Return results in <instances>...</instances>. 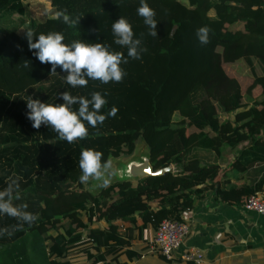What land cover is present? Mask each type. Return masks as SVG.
I'll list each match as a JSON object with an SVG mask.
<instances>
[{
  "label": "trees",
  "instance_id": "16d2710c",
  "mask_svg": "<svg viewBox=\"0 0 264 264\" xmlns=\"http://www.w3.org/2000/svg\"><path fill=\"white\" fill-rule=\"evenodd\" d=\"M27 1L0 0V190L15 179L14 204H27L37 220L0 236V264H128L147 250L148 229L182 219L206 190L243 205L264 190V171L241 184L227 173L264 163V0H145L156 12V37L137 14L140 0H50L51 15L19 32L17 16L28 14ZM61 10L81 17L79 24L53 19ZM120 17L135 36L143 33L147 48L141 59L121 65L127 75L120 83L90 80L73 89L59 67L51 74V65L39 62L25 38L26 30L34 40L61 32L66 44L102 43L127 56L112 33ZM205 25L210 42L202 45L196 32ZM63 91L85 97L99 91L107 100L101 112L116 107V116L98 129L85 122L89 136L73 144L47 126L34 129L26 100L59 104ZM241 109L243 116H229ZM140 137L153 170H169L113 180L96 193L80 184L83 149L102 152L103 160L131 155ZM16 223L0 215V229Z\"/></svg>",
  "mask_w": 264,
  "mask_h": 264
},
{
  "label": "clouds",
  "instance_id": "9594fccd",
  "mask_svg": "<svg viewBox=\"0 0 264 264\" xmlns=\"http://www.w3.org/2000/svg\"><path fill=\"white\" fill-rule=\"evenodd\" d=\"M138 16L143 18L144 25L148 28V35L157 36L156 12L145 0H140L137 8ZM61 20L69 26L79 24L80 18H71L66 10L57 11L52 17ZM96 32V29H89ZM211 29L202 26L197 29V39L202 45L210 42ZM114 43L127 49V56L119 51H111L102 43H85L74 40L71 44L64 42L61 32H49L39 34L38 39H33L36 34L26 30L25 38L30 51H34L35 57L41 64H50L51 74L57 73L59 67L66 73L65 82L73 89L87 87L89 81H99L101 84L110 82L120 83L127 75L121 67L127 64L129 59L139 60L147 48L143 46V33L135 36L129 21L120 17L112 24ZM25 68H30V62L25 61ZM58 96L63 103H46L40 99L29 97L26 100V118L31 121L34 129L42 125L51 128L58 134V139L69 144L86 139L89 136V128H97L109 117H115L118 109L112 107L106 114L101 112L106 105L105 96L99 91H93L89 97L72 95L68 91L59 92ZM78 105V109L73 106ZM98 134V132H97ZM103 153L92 149H83L79 157L81 175L79 180L83 184L90 181L97 182L99 187L110 186L112 178L124 175L122 169H114L112 161L103 160ZM19 184L12 179L3 190H0V215H6L17 221L10 228L0 229V236H11L14 232L23 230L25 225L31 226L37 220V216L27 210V204H14L19 200Z\"/></svg>",
  "mask_w": 264,
  "mask_h": 264
},
{
  "label": "crops",
  "instance_id": "0c3cea01",
  "mask_svg": "<svg viewBox=\"0 0 264 264\" xmlns=\"http://www.w3.org/2000/svg\"><path fill=\"white\" fill-rule=\"evenodd\" d=\"M264 163H256L247 172L229 170L234 183H244L260 177ZM190 224L185 245L203 250L201 264H264V214L247 210L243 204H232L208 189L196 206L181 212ZM151 229L146 232L148 237ZM141 244L135 245L139 251ZM128 264H195L178 257L167 258L158 252H144L128 258Z\"/></svg>",
  "mask_w": 264,
  "mask_h": 264
},
{
  "label": "built area",
  "instance_id": "2783aa9c",
  "mask_svg": "<svg viewBox=\"0 0 264 264\" xmlns=\"http://www.w3.org/2000/svg\"><path fill=\"white\" fill-rule=\"evenodd\" d=\"M247 210L264 214V190L249 195L244 203ZM190 232V224L183 218L163 219L157 229L147 237V250L145 252H158L167 258L180 257L195 264H201L204 260V252L196 246L185 245V240Z\"/></svg>",
  "mask_w": 264,
  "mask_h": 264
},
{
  "label": "rangeland",
  "instance_id": "374dc122",
  "mask_svg": "<svg viewBox=\"0 0 264 264\" xmlns=\"http://www.w3.org/2000/svg\"><path fill=\"white\" fill-rule=\"evenodd\" d=\"M28 2V14L26 16H17L22 21V26L19 29V32H23L25 30V27L29 24V22L32 19H38V20H44L45 18L49 17L51 15L50 9L54 5L50 0H29ZM208 115L213 114L214 110L212 106H207L206 108ZM248 110V108L246 109ZM245 109H241L237 111L236 113L230 114V117H234L237 115V117H241L245 114ZM147 140H144V138L140 137L136 141V149L131 155H121L119 157H115L112 155H109L106 157V160H111L113 164L114 169H122L124 171V175L120 177L112 178L111 181L117 180V179H124V178H130L135 179L138 178L137 176H134L132 172L136 171V168L133 166L134 163L138 162H145L148 159L149 155V146H148ZM228 151H230L228 149ZM140 177V176H139ZM80 184L87 189L90 192L96 193L98 192L102 187H99L97 182L90 181L88 184H83L80 182ZM101 225H104V222L101 223Z\"/></svg>",
  "mask_w": 264,
  "mask_h": 264
},
{
  "label": "water",
  "instance_id": "95a60500",
  "mask_svg": "<svg viewBox=\"0 0 264 264\" xmlns=\"http://www.w3.org/2000/svg\"><path fill=\"white\" fill-rule=\"evenodd\" d=\"M133 166L136 168L135 172H132L134 176L137 177H143L146 175H155V174H160L163 173L166 170H169L171 167H165L162 169H158V170H153L149 158L145 161V162H138V163H134Z\"/></svg>",
  "mask_w": 264,
  "mask_h": 264
}]
</instances>
